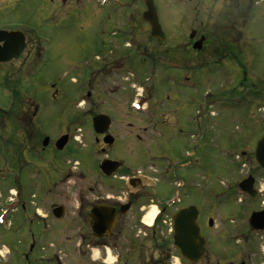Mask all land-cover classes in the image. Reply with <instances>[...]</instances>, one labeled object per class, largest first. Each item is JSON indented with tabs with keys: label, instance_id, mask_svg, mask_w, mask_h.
I'll return each instance as SVG.
<instances>
[{
	"label": "rangeland",
	"instance_id": "rangeland-1",
	"mask_svg": "<svg viewBox=\"0 0 264 264\" xmlns=\"http://www.w3.org/2000/svg\"><path fill=\"white\" fill-rule=\"evenodd\" d=\"M81 2L82 0L75 1L78 6ZM154 2L160 6L161 14L165 18L163 24H169L171 29L172 35L167 36L166 41L177 40L173 35H178L180 38V34H182L181 40H187L184 36L185 33H189V28H192L193 17L198 15L207 23L211 17L210 12L214 13V0L189 2L154 0ZM197 3L201 4L197 5ZM222 3L219 1V4ZM138 6L139 11L144 9L141 0ZM71 8L69 0H19L14 5L10 3L6 5L0 0V26L6 22H13V19L22 20L27 25L28 32L31 31L37 35L43 46L39 61H33L32 55V58L26 57L25 63L29 61L26 67H24L25 63L21 67L19 62L7 65L14 70L20 68L25 74L26 87L30 90H27L26 95L27 130L29 133L33 131L34 137L35 133L40 136L36 141L32 140V143L28 141L25 187L19 192L20 195L19 193L16 196L11 194V191L14 192L15 189L9 188L10 182H8L12 180V175L15 173L14 165L18 164L17 155L10 157V151L7 156L0 148V244H6L0 245V264H18V256L11 253L8 247L11 248V244H16L17 240L26 245L30 243L29 237L24 240L20 236L21 231L18 228L12 225L10 226L12 228H7L4 225V222L8 223V219L14 218L26 220L24 228L27 233L30 230L36 235H43L41 240L38 236L36 237L40 246L39 256L43 259L41 264H104L98 257L105 259V255L103 256L102 252L96 253L94 247L97 246H92L83 240L85 231V223L81 220L83 210L78 208L79 196L86 194V188L94 187L96 182V175L93 173L86 174L87 177L83 176V172L91 168L97 160V151L91 144L94 132L80 125V121L84 120L78 117L82 116L88 108L83 104L79 107L75 103L73 109H70L67 100H72L75 92H71V95L67 94L62 103H55L46 90V85L54 80H59L60 83H67L74 79L82 81L87 71L99 64L96 59V55L99 54L98 47L94 44L99 42L100 33L96 30V26L91 28L84 19L78 23L77 9ZM196 8L198 12L195 11ZM96 11L94 13H97ZM260 20V22L254 21L253 18L246 32H252L254 26L264 27V20ZM194 24L197 25V22ZM139 28H144V25H140ZM261 28H257L254 32L259 33L262 31ZM177 29L178 32H176ZM141 37L145 39L146 35L142 33ZM244 39L239 40V42L243 41L246 47L241 55L242 58L215 63L206 61L205 59L210 60L213 57L207 56L204 52L203 61L206 62L202 63L196 90L172 87L168 79H161L162 74L159 75L161 72L156 69L151 74L155 81L154 87L148 86L152 80L145 79L144 85H147L148 89L143 94L151 95L153 99V102L151 100L148 105L151 107L160 105L163 106L162 109L172 108L166 119L170 124L160 122L162 127H167L162 129L158 125V133L161 134L160 131H164L165 134L160 137L157 133L152 134L150 130L153 122L157 120L147 113L139 114L136 130L140 139L136 140L135 157L127 155L126 151L121 149L124 147L120 148L118 142L113 148V156L121 158L122 152L125 153V167L132 169L135 175L137 171L145 175L147 184L141 190L144 197L145 207L142 206L144 210H130L131 221L128 225L120 226L122 229L119 239L121 249L118 254L120 255H116V251L113 252L110 259L105 261L106 264H124L121 258L125 255L130 259L127 260V264H145V260L147 264H157L156 259L159 260V264H191L178 255L173 244L170 213L174 207L169 208L160 222L153 224L152 227L144 226L140 221V218L149 212L154 204L159 205L155 201H165L174 196L176 188L172 179L182 178V176L187 184L186 193H184L186 195L183 194L184 198L181 201L192 203L198 209L202 216L200 221L202 225L199 224L203 226L202 234L206 238L205 252L195 264H240L235 260L238 262L245 260V251L246 255H249V258L246 256L247 264H264V230L258 233L250 230L249 236L245 237L247 208L250 205L257 208L260 201H264V197L259 196L256 201L249 202V196L237 188V183L241 180L256 177V186H260L259 191L264 190V176L253 162L251 157L253 144H250L246 133L248 126L253 130L257 125L258 117L263 116L262 110L258 111L256 107L264 106V31L262 35L249 33L247 39L245 41ZM57 47L66 50L57 53ZM65 54L73 59L69 69L64 66ZM164 54L179 57L178 51L172 49L166 50ZM193 56L195 55H190V57ZM139 64L143 62L140 60ZM2 68L0 67V79L3 73ZM139 68L141 70L140 66ZM130 78V75H126L97 80L92 90L95 96L94 101H96L94 108L107 110L112 107V103L125 106L123 91L117 97V93L111 94L109 89L115 85L127 86ZM85 80L91 79L85 76ZM132 81L134 82L133 78ZM141 87H138L139 92L143 90ZM125 91L128 92L127 89ZM128 93L133 94L132 91ZM7 104L8 96L0 92V129L2 128L0 135L2 137H6L4 124L18 118L17 114L13 118L15 114L11 108L5 107ZM35 107L37 112L33 115ZM195 109L201 114L203 128L201 169L194 168V158L186 160V153H181L183 157L180 156L178 162L189 161L190 164L184 166L185 170H180L179 164L175 169V163L178 162H174L177 160V154L174 153L177 148L174 146H177L176 143H189L188 134L191 126L187 120L189 116L194 115ZM71 115H77L74 124L71 121ZM150 121L153 122L150 123ZM119 123L115 120L118 126L113 134L116 138L126 134V130H123ZM179 130L185 135H179ZM68 131L74 134V143L70 146L75 148L74 152L69 154L70 148L67 147L64 152L54 155L57 161L55 163L52 161L53 166H56L55 171L47 167H36L45 159L54 160L50 155L53 153L51 150L39 152L42 148V135H48L52 143L54 134ZM17 137L19 138L18 135ZM182 147H179V150H182ZM33 148L35 150H32ZM68 148L69 151H67ZM151 153L160 156L162 161H168L167 164L171 161L173 163L167 166L166 162H162L159 158L150 161ZM66 156H70L68 163H65L67 170L63 167ZM32 159L35 160V164ZM73 160L77 163H73ZM102 187L107 191L112 190L108 184ZM105 189L102 191L105 192ZM11 197L17 198L20 204L15 210L7 208V203L10 202L6 203V201ZM21 205L25 207V210H20ZM57 206H63V214L60 217L51 213ZM3 214L7 221H3ZM36 218H43L42 225L36 226L35 222L33 225L29 223L30 219L36 220ZM209 219L213 221L211 226ZM130 234L133 237L138 235L133 242V247L126 241ZM237 236L239 239H236ZM232 240L234 242H229Z\"/></svg>",
	"mask_w": 264,
	"mask_h": 264
},
{
	"label": "flooded vegetation",
	"instance_id": "flooded-vegetation-1",
	"mask_svg": "<svg viewBox=\"0 0 264 264\" xmlns=\"http://www.w3.org/2000/svg\"><path fill=\"white\" fill-rule=\"evenodd\" d=\"M1 1H4L6 5L8 3L14 5L19 0ZM69 1L71 3V9H77V22L81 23L82 19H84L85 23L91 26V28L96 26V30L100 33L99 42L94 44L98 47L99 54L96 55V59L99 64L94 69L92 68L88 70L82 81L73 78V81L69 80L67 83H60L59 80H54L46 85V90L48 91L51 100L55 103H62L63 98H66L67 94L71 95V92H75V97L72 100H67L70 109H73L75 103L79 107L83 104L84 107L87 106L86 108H88L82 116L80 115L78 117L80 119L83 118L84 120L80 121V125L82 124L84 127L93 130L94 136L91 144L93 145L94 150L97 151L98 155L97 160L93 163V166L83 172V176L85 177L86 174L93 173L96 175V182L94 187L88 186L86 188V194L79 196L80 201L78 208H82L83 210L81 215V220L85 223L83 240L87 241L92 246L99 247V253L101 254L102 252L103 256L105 255V259L101 256H99V258L104 264H106L105 261L107 262V259L110 258L109 254L111 256L112 253L116 251V255H120L118 254L119 249H121V242L119 239L122 234V229H120V226L122 227V225H128V222L131 221L132 217L129 215L130 210L133 209L134 211H143L145 207L143 203L144 197L141 190L146 187L147 177L141 172L139 173V171H137L135 175L132 169L126 168L124 164V161H126L124 159L126 154H130L132 158L135 157L136 140L140 139V135L136 130L139 123L138 115L147 113L151 118L157 120L155 122L150 121V123L153 122L150 130L152 131V134L157 133L160 137L165 135L164 131H160L161 134L158 133V129L161 126L160 122L162 121L165 124H170L166 121V119L172 108L164 107L162 109L163 106L160 105L151 107L148 103H150L151 100L153 102L152 96L143 94V92L147 91L148 86L150 88L154 87L155 81L151 74L155 69L159 70V72H161L159 75L162 74V76H160L161 79H168L172 87L196 90L198 87V76H200L199 72L203 62L212 61L215 63H222L224 61L227 62L238 59L241 57L242 53H244L246 48L244 46V42H239V40L241 38H245V41L249 33L262 35L264 27L261 28L254 26L251 30L252 32H246V29L251 25L250 22L253 18L254 21L258 20L259 22L261 21L260 19L264 20V0H214V13L211 14L210 12L211 17L209 21L206 23L203 19H200L198 15H195L192 19V28H189V33H185L184 36L185 38L187 37V40H181L182 34H180V38L178 35H173L175 39H177L173 41H166L167 36L172 35L171 29L169 24H163L165 18L161 14L160 6L156 5L154 0L153 2L157 11L158 23L160 24V28L163 33L160 37H154L151 34V25L143 17L145 0H141L144 9L140 11L138 9L139 0H82L79 6L75 3L76 0ZM179 1L189 2L192 0ZM219 1L223 3L219 4ZM199 4L201 3H197V5ZM95 10H97V13H94ZM195 11H197V8ZM258 17L260 19H256ZM195 22H197V25L194 24ZM140 25H144V28H139ZM26 26L25 22H22V20L19 19H13V22H6L3 26H0V51L2 52L0 56L6 57L4 60H0V67H3L1 69L3 73L1 74L2 77L0 79V92H2L4 96H8V104L5 107L11 108L14 112L15 116L13 118L16 117V114L18 116L17 120H10L4 124V135H6V137H2L0 135V148L5 151L7 156L10 151V157L17 155L18 164L14 165L16 167L15 173L12 175V180L8 181L10 182L9 188L15 189L16 195L25 187L27 168L26 157L28 156L27 152L29 148L28 141H36L40 136L35 133L36 136L34 137V134L32 133L33 131L29 133L27 130L26 119L28 112L26 107V95L27 90L29 89L26 87L25 74L22 73L20 68L18 70H14L7 67V65L15 64L16 62H19L21 67H23L27 56L32 58L33 55V61L35 62L39 61L41 58L40 51L43 50L42 43L39 41V37L37 35L31 31L28 32ZM257 28H261L262 31L259 33L254 32ZM192 31H195L193 37L190 36ZM176 32H178V29ZM142 33L146 35L145 39H142ZM200 39H202L200 47L195 48L194 45L196 41ZM170 49L178 51L179 57H170L164 54L166 50ZM63 50L66 49L56 48L57 53H61ZM204 52L207 53V56L213 58L210 60L205 59L206 61H203ZM191 54L195 56L190 57ZM67 56L65 54L64 66L69 69L73 64V59H70ZM140 60L143 64H139ZM28 62L26 61L24 67H26ZM30 62H32V60ZM139 66L141 67V70ZM147 73L148 77H146ZM126 75L131 76L130 83L128 82L127 86L115 85L109 89L111 94L117 93V97L121 94V91H123L125 106H122L119 103H112V107L107 110L95 109L94 105L96 101H94L95 96L93 95L94 93L92 90L95 87L97 80H107L112 77H124ZM85 76L91 80H85ZM132 78L134 79V82H131ZM146 78L147 80H152L151 84L148 86L144 85ZM140 86L143 88L141 92H139L138 88ZM125 89H127L128 92L132 91L133 94L130 95L127 91H125ZM142 103H146V105H142ZM256 109L258 111L262 110L263 116L261 118L258 117V120H256L257 125L253 130L250 126H248L246 131L250 144H253V150L257 140L264 133V106L257 105ZM148 110L150 111L148 112ZM36 112L37 107L34 108L33 115H35ZM98 115L108 116L109 124L108 127L105 128L104 133H97L94 131V123L98 121ZM75 116L77 117V115ZM75 116L71 115V121L73 124L76 120ZM115 120H118L120 122L119 124L124 128L123 130H126V134L124 133L122 137H114L115 135L113 133L116 131L115 129H117L116 126H118L115 124ZM187 122L191 126L188 134L189 143H176L177 146L174 147L177 149L174 150V153L177 154V160L174 162H178L179 157H183L182 154L186 153L188 155H186V160L194 158V168L201 169V139L203 128L199 110L195 109L194 115L189 116ZM98 125H102V127H104V124L100 121ZM165 128L162 127V129ZM156 129L157 131H155ZM1 130L2 128L0 129V132ZM178 133L179 135H185L180 130ZM62 135H67L68 141L64 149L62 151H58L56 150L54 143ZM169 135L170 130L168 132V136ZM42 136L41 137L44 138L48 135ZM54 136V141L52 143L49 142L45 148H40L39 152L51 150L53 153L50 155L53 156V159L54 155L64 152L67 147L70 148L69 154L74 152L75 148L70 147L74 143L73 133L68 131L54 134ZM117 142L119 143L118 145L120 148L123 146L124 148L121 149L126 151V154L122 152L121 158H115L113 156V148ZM179 147H182V150H179ZM69 148L67 151H69ZM32 150L35 149L33 148ZM188 151L191 152L189 153ZM249 155H251V153H249ZM244 156L246 155L244 154ZM66 157L67 158L64 159L65 161L63 167H66L65 163L67 164L70 159V156ZM159 157L160 156L157 154L151 153L149 159L150 161H154ZM251 157L253 159V153ZM104 159L115 162L114 165H109L104 170L105 173L110 171L109 175L105 174L100 169V163ZM32 160L35 164V160ZM52 161L54 163L57 162L55 159H45L43 162H40V164H37L36 167H47L52 171H55L56 166H53ZM162 162H166L167 164L168 161ZM183 162L175 163V169L177 167L176 165L179 164L181 167L180 170H185L184 166L190 163H188L189 161L185 163ZM171 163L173 162L171 161L167 164V166H171ZM257 169L258 171H261L263 174L262 176H264V170L260 168ZM101 184L103 186L108 184L112 190L107 191ZM253 186L256 187V177H253ZM180 187L182 188L183 193L181 191L177 197H170V201L166 203L165 201L157 202L153 199L159 204L158 209L161 212L160 220L171 207H174L170 213V219L172 221V216L179 209L192 205V203H183V201H181V199L184 198V195H186L184 194L186 193V187L184 184ZM104 189L105 192L102 191ZM256 191L255 196L248 198L249 202L256 201L259 196L262 198L264 197V190L260 192L258 190ZM10 199L12 201L7 203V208L10 210L17 209L18 205H20L17 198L11 197ZM20 210H25V207L21 205ZM247 211L248 214L246 218L248 222L249 216L252 212L264 211V201L261 200L257 208L250 205L247 208ZM51 213L55 216L57 213V211H55V207L52 209ZM42 219L43 218H36V220L30 219L29 223L33 225V222H35V225L39 226L42 225ZM201 219L202 216L199 212L198 222H200ZM8 221L9 227L13 225L21 231L19 234L23 239L28 237L30 239V243L28 245H26V243H21L20 240H17L16 244H11V248L8 247L11 253L18 256V264H41L43 259L39 256L40 252L38 249L40 246L38 245L36 237L38 236L41 240L43 235H36L30 230L29 233H27L24 228L26 225V220L24 218H19V220H16L15 218L12 220L8 219ZM93 224H98L96 228L97 232L94 231ZM102 224L106 226H102ZM247 225L248 226L246 228L248 233H246L245 237H248L249 231L252 230L248 223ZM258 232L260 231H256V233ZM137 236L138 235L133 237V235L130 234L126 238V241H128V243L133 247V242L136 240ZM236 239H239V237L237 236ZM246 241L249 242L247 238ZM229 242H234V240ZM0 245L6 244L2 243ZM178 255L180 256L179 252ZM246 256L249 258V255H246L245 251V260L243 259L240 262L235 260V262L247 264ZM127 260H130L129 256H122L121 262L127 264ZM146 262L147 260H145V264H147ZM155 263L159 264V260L156 259ZM229 263H233V261H229Z\"/></svg>",
	"mask_w": 264,
	"mask_h": 264
},
{
	"label": "water",
	"instance_id": "water-1",
	"mask_svg": "<svg viewBox=\"0 0 264 264\" xmlns=\"http://www.w3.org/2000/svg\"><path fill=\"white\" fill-rule=\"evenodd\" d=\"M146 10L143 13V17L145 20L149 22L151 25V34L155 37L162 36V31L160 28V24L158 23V17L156 13V8L153 4L152 0H145ZM195 31H192L191 37H193ZM8 40V39H6ZM202 39L196 41L194 47H200ZM2 52L0 51V54ZM6 57L0 56V60H4ZM97 122L94 123V130L97 133H103L105 128L108 127L109 121L107 116L99 115L97 118ZM99 121L104 124V127L99 126ZM67 142V137L62 136L56 141V147L58 149H62ZM48 143V138H45L43 141V146ZM254 161L256 164L264 169V133L258 139L255 151H254ZM115 162H111L109 160H104L101 163V169L105 170L109 165H114ZM115 168V167H114ZM113 168V169H114ZM112 169V170H113ZM110 171H107V173ZM253 179L252 177H248L242 180L239 183V187L242 191L248 192L251 195H255V192L252 190ZM55 214L56 217H60L63 214V208L61 206L56 207ZM198 211L194 206H188L185 208H181L177 213H175L172 217V225L174 230V245L178 247L179 253L182 257L186 258L189 262L195 263L199 260V258L203 255L205 251V238L201 233V226L198 224ZM212 224V221L209 220V225ZM250 224L255 229L264 228V211L254 212L250 216ZM98 224H93L94 231L97 232ZM102 226H106L103 225Z\"/></svg>",
	"mask_w": 264,
	"mask_h": 264
},
{
	"label": "bare ground",
	"instance_id": "bare-ground-1",
	"mask_svg": "<svg viewBox=\"0 0 264 264\" xmlns=\"http://www.w3.org/2000/svg\"><path fill=\"white\" fill-rule=\"evenodd\" d=\"M156 212H157L156 211V207L155 206H152L151 209H150V211L147 214H145V216L143 218L145 224H147V225H150L151 224V221L154 218V216L156 215ZM109 257H111L110 254H109Z\"/></svg>",
	"mask_w": 264,
	"mask_h": 264
}]
</instances>
